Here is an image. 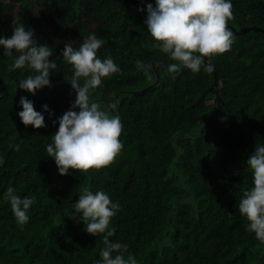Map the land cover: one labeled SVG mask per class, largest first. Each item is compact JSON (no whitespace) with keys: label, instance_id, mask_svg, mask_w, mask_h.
Listing matches in <instances>:
<instances>
[{"label":"trees","instance_id":"obj_1","mask_svg":"<svg viewBox=\"0 0 264 264\" xmlns=\"http://www.w3.org/2000/svg\"><path fill=\"white\" fill-rule=\"evenodd\" d=\"M148 2L155 0H0V35H12L14 20L24 22L57 62L52 86L33 94L17 88L31 70H10L13 58L0 47V264L100 259L104 234L88 233L83 217L73 216L85 187L120 202L110 239L127 243L138 264H264V242L238 209L252 183L246 161L264 143V35L236 34L229 50L207 58L218 102L204 65L199 72L169 69L144 23ZM232 11L233 28H264V0H233ZM93 31L105 39L98 55H111L122 69L92 96L121 117L124 147L100 169L60 174L46 145L59 127L52 121L76 98L62 50ZM21 96L37 110L45 103L54 110L45 113L47 127L22 122ZM9 185L35 197L23 228L5 199Z\"/></svg>","mask_w":264,"mask_h":264},{"label":"clouds","instance_id":"obj_2","mask_svg":"<svg viewBox=\"0 0 264 264\" xmlns=\"http://www.w3.org/2000/svg\"><path fill=\"white\" fill-rule=\"evenodd\" d=\"M233 0H155L146 5L148 32L166 53L171 62V71L190 69L199 72L206 58L223 53L232 47L235 36L229 26L233 16ZM139 11H144L141 6ZM11 36L0 35L3 56L12 57L10 70L30 69L31 73L18 82L17 88L33 94L45 86H52L50 76L55 73L57 62L49 59L54 49L48 43H40L35 30L24 22L13 21ZM105 39L91 32L79 47L65 42L63 59L72 67L66 77L76 91L71 107L52 123L59 124L52 135V142L46 145L48 156L54 158L60 174H69L80 169L85 172L91 168L100 169L110 164L124 147L121 140L123 122L118 114L93 99L92 93L102 85L104 79L122 69L115 59L108 55L101 57L98 50ZM138 65L143 64L137 61ZM22 109L18 115L25 125L36 128L47 127L45 113L54 115L45 103L43 110H37L33 100L21 96ZM4 157L0 155V165ZM246 164L251 169V187L244 190L238 201V209L246 217V228L264 242V143H256L254 151ZM5 199L10 203L18 227L23 228L30 220L29 209L35 197L20 195L15 186L5 190ZM121 208L104 189L95 191L85 187L74 202L73 216H82L85 230L95 236L103 235L105 246L100 259L93 264H138L135 255L128 251V244L110 239L116 228L112 218Z\"/></svg>","mask_w":264,"mask_h":264},{"label":"water","instance_id":"obj_3","mask_svg":"<svg viewBox=\"0 0 264 264\" xmlns=\"http://www.w3.org/2000/svg\"><path fill=\"white\" fill-rule=\"evenodd\" d=\"M230 26V25H229ZM234 32V35H241V34H245V33H248V32H255V33H261L264 35V28H259V27H242L240 29H235L233 28L232 26H230ZM205 64L208 65L211 63L207 60L206 58V61H205ZM152 67H154V63L152 62L151 63V66L149 67H145V69L151 71L152 70ZM211 73H212V83H211V87H210V91L212 93H214L216 99L218 100V102H220V99H219V95H218V92L217 90L215 89L216 87V72L214 70V68L212 67L211 68Z\"/></svg>","mask_w":264,"mask_h":264}]
</instances>
